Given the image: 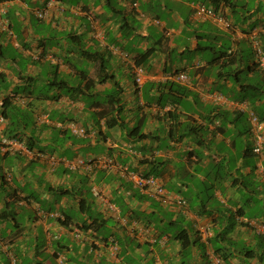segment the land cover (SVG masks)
Returning <instances> with one entry per match:
<instances>
[{
  "label": "crops",
  "instance_id": "0c3cea01",
  "mask_svg": "<svg viewBox=\"0 0 264 264\" xmlns=\"http://www.w3.org/2000/svg\"><path fill=\"white\" fill-rule=\"evenodd\" d=\"M47 1L0 0V140L23 146L0 147V264H264L249 224L264 220L249 120L264 118V0H219L231 30L195 12L203 0H58L40 19ZM105 155L117 166L65 164ZM123 168L186 205L142 194Z\"/></svg>",
  "mask_w": 264,
  "mask_h": 264
},
{
  "label": "built area",
  "instance_id": "2783aa9c",
  "mask_svg": "<svg viewBox=\"0 0 264 264\" xmlns=\"http://www.w3.org/2000/svg\"><path fill=\"white\" fill-rule=\"evenodd\" d=\"M137 4H138L137 2L133 3L134 6H137ZM54 5L56 6V1L49 0L46 3V7L43 10L37 11L36 15L39 18H44L48 13L49 8L53 7ZM192 7L199 16L211 20L219 29L222 30L234 29L229 19L223 14L221 10L215 9L213 6L199 2L192 3ZM253 48L259 65L264 67V54L260 45L258 43H254ZM112 51H114L113 48ZM120 55H122L125 58L127 57L126 52L125 53L121 52ZM133 71L135 75V81L137 83H140L143 67L139 65H133ZM170 77L182 83L188 82L187 75L184 72L174 73ZM212 98L218 99L219 95H212ZM3 120L4 118L0 114V122H2ZM249 120L251 123L250 131L253 141L252 151L257 155H261L264 147V118H260L254 112H250ZM70 127L74 134H78V135L86 134V130L83 127H76L74 124H71ZM0 141H1L0 147L2 150H9V151L23 150L22 149L23 146L15 138L2 139ZM65 164L71 170H76L77 168H84L85 170H90L93 167L112 168L117 166L114 159L108 155H105L104 157L101 156L100 158L77 157L72 160H66ZM258 168L260 173L264 176V166L259 164ZM120 171L125 176H127V178L132 182L133 186L139 189L142 194L155 198L158 201L162 202L163 204L169 205L170 203H173L172 197L163 187V185L160 183L157 177L149 174H144L141 172L129 171L127 170V168H123ZM173 204H175L178 208H183L186 205V202L183 199H180L179 201H176ZM249 224L256 231V233L264 235V220L253 221L250 222ZM198 232L199 235L205 239H207L209 236L208 229L202 226L199 227ZM11 264H17L15 258H11ZM59 264H62V260L59 261ZM157 264H164V263H157Z\"/></svg>",
  "mask_w": 264,
  "mask_h": 264
},
{
  "label": "trees",
  "instance_id": "16d2710c",
  "mask_svg": "<svg viewBox=\"0 0 264 264\" xmlns=\"http://www.w3.org/2000/svg\"><path fill=\"white\" fill-rule=\"evenodd\" d=\"M203 1H205V0H203ZM202 1V2H203ZM218 1L219 0H210V3L214 6V8H218ZM63 9L64 8H62L61 10H58L59 12H62L63 11ZM116 11V10H115ZM119 29H120V31H122V29H123V25H121L120 24V26H119ZM67 34H72V33H67ZM75 37H76V35H74ZM146 54V52H144V54H143V56ZM135 63H137L138 65H141L142 63H143V59L141 58V59H137L136 61H135ZM142 66V65H141ZM100 80V79H99ZM100 81H102V80H100ZM56 83V85H59V83L58 82H55ZM65 82H63L62 84H64ZM114 96V95H113ZM112 96V98H111V105L109 106V108L111 109V110H116L117 109V111H120L121 110V104L119 103V98H117L116 100H114V97ZM4 104H2V106H3ZM7 106L8 105H4L3 106V109L1 108V106H0V114L3 116V115H6V108H7ZM16 111V110H15ZM15 111H13V112H15ZM4 117V116H3ZM5 120V119H4ZM3 120V121H4ZM2 121V122H3ZM107 123V122H106ZM121 123H122V121H121ZM119 125H122V124H119ZM108 126H110V123L108 122ZM87 131V130H86ZM129 135H131V131L129 132ZM145 134H140L139 135V137H143ZM12 138H15V137H12ZM15 139H17V138H15ZM187 233H186V231L185 230H179L178 231V234H177V238L181 241V246H182V248L181 249H184L185 247H186V245L188 244V238H187ZM259 242H260V244H261V247L263 248V251L262 252H264V235H260L259 237ZM248 252H250V253H253L251 250H248ZM247 255H249V254H247Z\"/></svg>",
  "mask_w": 264,
  "mask_h": 264
},
{
  "label": "clouds",
  "instance_id": "9594fccd",
  "mask_svg": "<svg viewBox=\"0 0 264 264\" xmlns=\"http://www.w3.org/2000/svg\"><path fill=\"white\" fill-rule=\"evenodd\" d=\"M49 1V0H48ZM47 1V2H48ZM56 1V6L54 5L53 7H51V8H49V10L50 9H52V8H55L56 10H61L62 8H63V5L61 4V2H59L58 0H55ZM46 2V3H47ZM46 3H45V6H44V8L46 7ZM193 3H195V2H193ZM196 3H198V2H196ZM199 3H204V4H206V5H210V6H213L211 3H206V2H199ZM138 5V4H137ZM191 6H192V3H191ZM214 7V6H213ZM43 8V9H44ZM43 9H39V10H37V11H40V10H43ZM216 9V8H215ZM217 9H219V10H221L222 12H223V14L227 17V15L224 13V11L221 9V8H217ZM49 10H48V13H47V15L44 17V18H46L48 15H49ZM37 16V15H36ZM38 17V16H37ZM39 18V17H38ZM44 18H40V19H44ZM228 18V17H227ZM222 30V29H221ZM127 56H128V54H127ZM52 59H55L53 56H50ZM134 65H138V64H135L134 63ZM139 66H141V65H139ZM143 67V66H142ZM4 118V117H3ZM253 145V144H252ZM251 151H252V149H251ZM253 152V151H252ZM254 153V152H253ZM255 154V153H254ZM262 154H263V150H262ZM261 154V155H262ZM35 155H38V156H42L41 155V153H39V152H35ZM257 155V154H256ZM261 155H258L259 157L261 156ZM44 157H47V158H49L50 159V157H48V156H45L44 155ZM260 165H262V164H260ZM262 166H264V165H262ZM258 167V166H257Z\"/></svg>",
  "mask_w": 264,
  "mask_h": 264
},
{
  "label": "rangeland",
  "instance_id": "374dc122",
  "mask_svg": "<svg viewBox=\"0 0 264 264\" xmlns=\"http://www.w3.org/2000/svg\"><path fill=\"white\" fill-rule=\"evenodd\" d=\"M86 63H88V61L86 60L85 61ZM148 94L145 92V96H147ZM232 166H233V163L231 164ZM208 185H205V189H206V187H207ZM212 187L210 186L209 187V189H206V190H204V188H202L201 189V191H203V193H208V194H212ZM199 190H200V188H199ZM262 203V205H263V202H261ZM261 209V204L259 205V206H257V205H255V203H253V205L251 206V212L252 213H254V212H257V211H259ZM252 216H254V214H252Z\"/></svg>",
  "mask_w": 264,
  "mask_h": 264
}]
</instances>
